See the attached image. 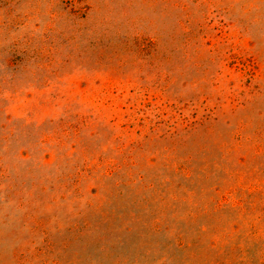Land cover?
I'll list each match as a JSON object with an SVG mask.
<instances>
[{
	"label": "rangeland",
	"instance_id": "374dc122",
	"mask_svg": "<svg viewBox=\"0 0 264 264\" xmlns=\"http://www.w3.org/2000/svg\"><path fill=\"white\" fill-rule=\"evenodd\" d=\"M0 264H264V0H0Z\"/></svg>",
	"mask_w": 264,
	"mask_h": 264
}]
</instances>
